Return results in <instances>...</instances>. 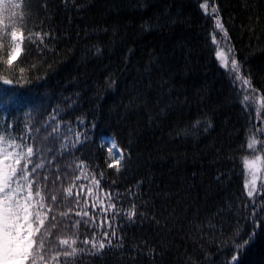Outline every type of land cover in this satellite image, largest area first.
Returning a JSON list of instances; mask_svg holds the SVG:
<instances>
[{
	"label": "trees",
	"instance_id": "trees-1",
	"mask_svg": "<svg viewBox=\"0 0 264 264\" xmlns=\"http://www.w3.org/2000/svg\"><path fill=\"white\" fill-rule=\"evenodd\" d=\"M13 2L23 5L15 9V28L25 38L12 66L15 78L0 64V77L13 78V85L0 79V94L9 88L14 92L7 122L0 114V133L33 147L34 162L45 165L41 172L50 188L54 181L57 191L68 188L72 184L66 177L81 176L73 202L53 207V214L66 212L74 222L87 199L96 239L111 222L124 241L123 248L106 247L99 255L89 244L68 264H232L236 246L245 240L240 264H264V171L248 197L244 167L245 158L264 153V112L257 111L264 100V0ZM214 7L227 40L215 28ZM4 23L0 57L6 56V32L12 27L7 17ZM36 32L48 33L43 44L28 40ZM229 46L256 89L251 107L243 103L241 83L234 87L226 75L231 65L224 68L216 58L218 47L231 58ZM149 65L151 72L145 73ZM20 67L25 72L18 86ZM110 78L115 87H108ZM69 97L75 102L65 103ZM57 107L61 111L51 123ZM197 121L199 129L193 127ZM205 121L211 123L207 130ZM186 128L187 137L181 131ZM251 137L257 141L253 148ZM113 141L125 160L109 168L116 158L107 150ZM61 145L76 148L62 151ZM93 172L100 180L99 190L94 189L101 198L96 208L86 191L91 180L83 179ZM77 193L80 208L74 203ZM105 193L124 213L135 205L131 222L127 215L113 218L111 209L99 213L106 206ZM253 201L259 227L251 221ZM79 231L80 241L92 239L90 227L81 225ZM46 255L45 264H64L63 257L51 258L55 252Z\"/></svg>",
	"mask_w": 264,
	"mask_h": 264
},
{
	"label": "snow or ice",
	"instance_id": "snow-or-ice-1",
	"mask_svg": "<svg viewBox=\"0 0 264 264\" xmlns=\"http://www.w3.org/2000/svg\"><path fill=\"white\" fill-rule=\"evenodd\" d=\"M201 8L207 10L208 4L203 3L200 5ZM23 8L20 3H14L13 0H0V49L4 47L5 39V17L12 25L11 30L6 32L7 38V52L6 56L0 57V64L7 67V71L10 76L15 78V69L12 67L17 56L23 52L24 43V32H17L15 28V23L17 19V14L15 9ZM213 13L215 16V28L223 33L224 38L228 39V32L225 29L223 23L218 16V9L213 8ZM20 20L25 19L24 15H20ZM23 28V24L21 25ZM48 33L36 32L35 34L29 33L28 40L32 43L39 42L44 43L45 37ZM212 42L216 43V37L213 36ZM99 52V50H97ZM228 52L231 53V58L226 56L222 51H216L215 55L218 60L221 61L224 68L231 67L226 73L228 75L230 82L235 87L237 81L241 83V89L238 91H244L243 103L251 107L255 103L256 89L252 88L251 81L246 79L241 73V66L239 61L235 58L234 49L230 46L228 47ZM25 69L23 67L19 68L20 77L16 79V84L20 85V80L23 79V73ZM151 72V65L145 68V73ZM13 78H3V83L5 85H13ZM116 81L114 79H109L108 87H115ZM151 86V85H149ZM164 85L162 84L161 87ZM247 86V89L244 88ZM252 95H249V91ZM14 95L13 89H5L2 94H0V114L5 116V121L10 115L9 107ZM68 101L75 102L72 97L67 98L65 103ZM72 105L69 104V107ZM30 112L36 111L35 108L29 110ZM61 109L59 107L55 108L53 112L54 115L50 116L51 123H55L58 118V114ZM258 112H264V100H261V104L257 109ZM166 109H161V113H165ZM63 116H59V119H63ZM155 119V118H153ZM202 122L197 121L193 127L199 129ZM205 130L211 127L210 121L203 122ZM67 129L71 131V125H66ZM185 137L189 135V129L181 130ZM57 132V128H53V133ZM87 133H85V136ZM261 135H264V130H261ZM77 141L80 140V133L75 134ZM257 143L254 137L249 139V148H253ZM72 149L76 148V145H61L62 151L65 148ZM108 152L114 155L116 158L112 163L108 165L109 168L121 165V161L125 160L123 150L119 152L116 151V143L111 142V146L108 147ZM43 148L40 149L42 154ZM34 149L31 146H26L23 142H15V138L9 137L7 140L4 135L0 133V264H45L47 260L46 253L55 252L56 255L51 257L54 261L59 257H63L64 264H68V261L75 260L77 255L82 254L89 244H91L90 251L94 254L99 255L107 247L111 250L113 247L123 248L124 241L122 237H118L115 229L113 228L111 222H108V230L100 232V239H96V229L97 225L92 216L89 215L87 210L89 201L84 199L83 208L80 211H76V217L79 219L74 222L66 212H60L59 216L53 214V207H67L73 202V187L75 186V181L81 180V176L66 177L72 184L68 188H62L61 190H56V182L54 181L51 188L48 184L47 175H43L41 170L45 167L43 163L34 162ZM83 161L75 166V169L81 168ZM31 166V167H30ZM126 166V162H125ZM244 167L248 170L251 176V182H245V188L248 190V197H253L256 191L257 184V174L264 171V153L261 155L253 154L251 160L245 158ZM74 169V171H75ZM59 171V170H57ZM83 175V173H82ZM103 173H100L102 176ZM59 175L57 180H59ZM83 179H90L91 185L87 187L86 191L88 196L94 197L92 202V208H96V202L101 198L98 195L100 188V180L96 178V174L93 172L89 176H83ZM83 189V184L80 185ZM264 188V184L260 185ZM119 195V194H117ZM107 197L106 206L101 208L100 214L106 213L108 209H111V216L113 218H119L122 215H127L129 221L137 215L135 205H131V211L124 213L122 206L117 207V202L114 201L110 193H105ZM74 203L77 208L81 207V197L79 193L74 197ZM261 212H264V206L261 207ZM260 214L257 212L255 207V201H253V208L251 213V221L254 225L259 227L260 221H257L256 216ZM50 217V218H49ZM87 218V219H85ZM67 219V223L65 220ZM101 223L100 227H103ZM83 225L86 229L91 228L93 232V237L89 240L87 237L80 241V227ZM255 233L253 232L252 235ZM55 236L56 239L53 240L52 237ZM251 236L249 237V240ZM79 242V243H78ZM248 240L243 242V245L236 246V255L231 257L232 264H240L238 258L239 251L241 247H246ZM82 243L85 247L81 248L79 244Z\"/></svg>",
	"mask_w": 264,
	"mask_h": 264
},
{
	"label": "rangeland",
	"instance_id": "rangeland-1",
	"mask_svg": "<svg viewBox=\"0 0 264 264\" xmlns=\"http://www.w3.org/2000/svg\"><path fill=\"white\" fill-rule=\"evenodd\" d=\"M222 51L226 56H228V54H227V52L225 51V49H223V48H219L218 47V49H217V51ZM18 57V56H17ZM17 59V58H16ZM219 62H220V64H221V66H223L222 65V63H221V61L220 60H218ZM111 146V142H109V147ZM117 151V150H116ZM251 160V159H250ZM245 170H246V174H248V179L246 180V181H248L249 183L251 182V176H250V174H249V172H248V170L245 168ZM261 176H262V173L260 172V173H258L257 174V183L260 181V179H261ZM257 185L258 184H256V188H257ZM248 191V190H247Z\"/></svg>",
	"mask_w": 264,
	"mask_h": 264
}]
</instances>
